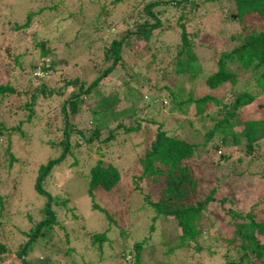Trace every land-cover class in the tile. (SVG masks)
I'll return each instance as SVG.
<instances>
[{"label": "trees", "instance_id": "16d2710c", "mask_svg": "<svg viewBox=\"0 0 264 264\" xmlns=\"http://www.w3.org/2000/svg\"><path fill=\"white\" fill-rule=\"evenodd\" d=\"M106 1L84 0L87 8H83L88 14L82 17L77 13L75 18L70 9L65 11L62 21L78 23L71 40H65L67 28L63 22L47 26L53 32L50 37L33 27L34 17L43 5L26 11L19 22L4 16V25H11V42L5 43V54L20 70H41L46 74L62 63L71 69L86 64L94 75L89 83L76 72L63 77L57 94L62 96L66 89L68 95L46 105H38L37 100L51 97L54 87L43 83L39 89L25 91L30 92L23 104L28 109L27 120L38 122L43 128L42 134L35 133L32 140L46 144L54 152L39 164L35 173L34 209L21 190L13 197L9 207L15 213L13 225L28 224V229H21V235L27 239L19 243L16 259L9 264H30L34 249H40L35 259L48 260L45 251L50 244H41L39 240L56 222L55 208H66L68 199L46 189L45 178L66 157L72 159L71 167L80 168L82 162L93 161L80 176L87 182L85 192L91 209L102 212L107 220L114 222L115 218L95 203L99 189H118L116 195L126 201L137 189L142 196L141 206L151 210L152 220L170 219L178 233L171 243L167 242L165 256L175 250L193 256L194 252L214 245L222 248L219 264H264V154H260L264 146V0ZM59 2L66 5L68 0H58L51 8ZM210 17L217 24L212 28L207 26L215 24ZM121 24L126 25L121 35H106L107 30ZM206 29L212 30L210 33L219 40L202 39ZM102 38L104 43L100 44ZM57 42L66 52L83 44L88 47L87 55L64 57ZM206 49L214 52L204 59ZM140 57L144 58L141 64L136 61ZM2 62L0 98L18 94L8 77L13 66L10 62L5 64L6 60ZM259 95L263 101L255 103ZM166 106L168 117L162 114L161 120H155L152 108L162 112ZM141 113L150 116L139 117ZM169 118L173 125L165 127ZM201 133L204 137L198 138ZM118 134L122 139L115 159L127 160L130 156H118L128 152L136 157L124 170L120 163L103 159ZM3 135L0 126V136ZM229 136L233 140L244 137L243 143L235 144L240 154L238 161H245L246 168L259 165L254 178L256 186L245 184L246 193L237 198L227 197L215 184L202 188L192 167L200 146L206 149V155L212 156L227 146ZM123 143L128 145L127 150ZM138 147L142 149L138 151ZM210 147L214 149L211 154ZM222 152L218 161L212 163L220 164L226 159ZM13 160L10 155L9 164ZM122 173H129L123 182ZM61 190L66 192L64 186ZM249 192L256 197L238 204V199H247ZM4 204L6 198L0 196V206ZM120 228L124 238L125 231ZM20 233L2 231L0 264L5 262L3 255L8 251L6 241L12 242ZM89 237L98 247L111 241L104 231L92 232ZM204 237L210 239L206 247ZM143 242L144 239L135 240L127 251L122 246L118 258L128 255L127 264H145ZM156 264L186 262L180 258L176 263L163 260Z\"/></svg>", "mask_w": 264, "mask_h": 264}, {"label": "rangeland", "instance_id": "374dc122", "mask_svg": "<svg viewBox=\"0 0 264 264\" xmlns=\"http://www.w3.org/2000/svg\"><path fill=\"white\" fill-rule=\"evenodd\" d=\"M108 1L109 0L106 2ZM55 2H58V0H45L44 2L40 0H0V65L4 66V62L2 61L6 60L7 62L5 64H9L10 62L11 66H13V68L9 69L8 74L10 75L8 77L10 83H12L18 91V94L12 93L0 98V126L4 134L0 136V196L6 198V204L2 207L0 206V224H3L0 225V239H4L1 234L2 231H13L18 234L21 229H28V224L13 225L16 221L14 220L15 213H11L9 207L12 206L13 197L21 190L23 195L32 202L34 209L37 201V194H35L33 188L35 173H37L39 164L48 160L47 158L53 155L54 152L50 147H47L46 144L32 140L34 134L41 133L40 131L43 128L38 122L32 123L33 120H31L32 122L27 120L28 109L24 108L23 104L27 100L30 92L25 91L39 89L43 83L47 87H54L55 89L51 97L48 99L39 97L37 100L38 105H46L47 103L58 102L68 95L66 89L62 90V96L57 94V88L61 87L64 83L63 77H71V75L76 72L83 76L86 83H89L94 76L91 68L84 66L86 64H83L82 67H73L71 69L66 64L62 63L59 64L60 67L58 66L55 71L47 72L46 74L41 70H37L36 72H31L28 69L26 71L20 70L13 64L11 58L5 54V43L8 41L11 42V31L9 30L11 25H4V16H9L12 20L15 19L19 22L23 19L26 11H35L37 7H41L40 5H43V10L36 13L33 20V27L38 28L40 32H47V36L50 37L53 32L52 30H48L47 26L53 24L55 21L63 22L65 25L64 27L67 28L64 34L65 40H71L78 23L69 24V20L62 21V17L66 16L65 11L69 9L75 13V18L77 13L81 17L86 16L88 11L83 8L86 7L84 0H68L66 5L59 2L60 5L58 4L55 5L54 8H51ZM80 5L82 6L81 8H79ZM214 13L217 12L215 11ZM210 19H212L211 21L215 24L208 23L207 26L212 28L217 24L213 18L210 17ZM125 26V24H121L119 28H111L107 30L108 34L106 35L118 37L125 31ZM210 31L212 30L206 29L202 39L208 42H217L219 39L216 35L211 34ZM103 35L104 39H106L105 33H103ZM104 39L102 38L101 42L99 41L100 44H102V42L104 43ZM83 43L85 44L86 42L84 41ZM56 44L59 43L57 42ZM82 45L83 44L79 45L77 48H69L68 50L70 51L66 52L60 42L58 48H60V51L62 50L61 55L64 57H71L75 54L77 55V53L84 56L87 55L86 52L88 51V47L84 48V45L81 47ZM212 52L214 51L206 49L203 56L204 59L208 56L206 54ZM143 59L144 58H141V60L138 59L136 61L141 64L144 61ZM106 80L108 79L106 78ZM251 88H255V86L252 85ZM261 101H263L262 95H259L254 100L255 103ZM48 107L51 108L52 104H49ZM38 109V106L35 107V110ZM152 111L154 112L155 120L158 121L161 120L162 114L166 117H168L167 114H169L167 106L162 112H158L155 108H152ZM54 116L55 115L52 117ZM146 116L149 117L150 115L141 113L139 117L145 118ZM253 117H259V114H253ZM169 119L165 122V127L173 125L172 120ZM145 124L146 123L142 124L143 128ZM198 125L200 127L201 123ZM152 126L154 128L155 125H151L150 127L152 128ZM238 127L240 128V126ZM238 127H236V129H239ZM197 137L203 138L204 135L201 133ZM80 139L81 138H79V140ZM121 139L120 134L113 139L114 141L108 146V153L105 154L103 159L104 161L112 159L113 163H120L124 170L129 168V163L134 162L136 157L132 154L130 155V152H128L118 156L122 158L123 156H130L127 160L117 161V159H115L118 155L115 152L118 148L120 149L119 145L121 144ZM243 141V136H240L238 140H233L231 136H229L227 146L216 150V153L213 154L212 152L214 149L210 147L211 151L209 154L212 153V156L206 155V149L203 147L200 146L198 148L195 153L197 157L192 161V167L202 188H208L215 184L227 197L237 198L238 195L242 196L246 193L247 187H245V184H253V186H256L254 178L257 176L259 165L255 163L246 168L245 161L237 160L240 154L235 144L239 142L243 143ZM84 144L85 143L82 142L81 146H84ZM123 147L126 150L128 149V145L125 143H123ZM137 149L140 151L142 147H138ZM222 151L227 155L226 159L222 160L220 164L212 163L214 160L218 161V155ZM260 154H264V146H262ZM10 155L14 157L11 164H9ZM71 161L72 159L70 157H66L65 161L57 164L54 171L52 170L45 178V183H47L46 189L52 194H59L60 198H67L68 202L66 203V208L61 206L55 208L57 212L56 222L52 225L50 232H46L43 238L39 240L41 244H50L49 248L47 247L48 249L45 251L48 260L43 262L39 257L35 259L38 256L35 257V255L38 254L36 251L39 252L40 249H34L33 253L35 255L29 256L30 264H127L125 259L128 258V255L125 259L121 257L118 258L119 249L123 246L127 251L135 240L141 239H144L142 259L145 261V264H156L163 260L176 263L180 258L185 260L186 264H219L222 248L214 245H210L209 249L203 248L200 252H194L193 256L188 255V252L186 253L184 250H175L171 255L165 256L163 253L167 247V242L171 243L178 231L170 219L162 220L156 218L152 220L151 210L141 206L142 203L140 200L142 196L137 189H134L132 197L127 201L124 197L116 195L118 189H115L113 192L99 189L96 192L94 198L95 203H97L99 207H102L103 210L112 214L115 218L114 222L107 220L104 214L99 210L91 209V201L88 199L87 193L85 192L87 189V182L80 174L81 172L83 173L86 166L92 164L93 161L89 159L88 164L82 162L83 165L80 166L81 170L79 166L71 167L69 165ZM236 171H240L241 173H234ZM124 177L125 179L129 178V173L127 175L122 173V182ZM142 184L144 183L142 182ZM62 186H64L66 192L61 190ZM118 188L121 189V185ZM247 194V199H238V204H246L252 200V197H256L254 192H249ZM19 196L21 198L22 194ZM6 206H8V209H6ZM151 224L153 225L152 229H150ZM15 227L19 228L15 229ZM120 227H123L125 231L124 238L119 232L121 229ZM95 231H104L106 237L111 241L109 243L104 241L102 245L98 247L96 243L91 242L89 237V235ZM17 234L14 236L16 239H13L12 242L6 241L8 251L3 255V259L5 260L3 264H9L16 259L19 243L27 239V237L21 235V233V236ZM205 238L206 237L203 239ZM209 242L210 239H205L203 247H206ZM16 262H18V259Z\"/></svg>", "mask_w": 264, "mask_h": 264}]
</instances>
